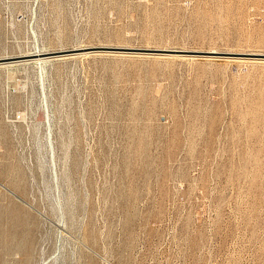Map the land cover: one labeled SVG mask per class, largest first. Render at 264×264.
<instances>
[{"label": "rangeland", "instance_id": "1", "mask_svg": "<svg viewBox=\"0 0 264 264\" xmlns=\"http://www.w3.org/2000/svg\"><path fill=\"white\" fill-rule=\"evenodd\" d=\"M85 47L0 64V264H264V58L198 53L264 0H0V58Z\"/></svg>", "mask_w": 264, "mask_h": 264}, {"label": "water", "instance_id": "2", "mask_svg": "<svg viewBox=\"0 0 264 264\" xmlns=\"http://www.w3.org/2000/svg\"><path fill=\"white\" fill-rule=\"evenodd\" d=\"M103 47H92V48H79L77 50H63V51H52L48 52L45 54H41L38 56H44V57H54V56H63V55H68L77 52H83L84 50H95V49H102ZM110 49L111 51H118V52H123V53H146L148 51H160L165 54H183L186 53L184 50H179V49H163V50H148V49H143V48H106ZM85 51V52H87ZM201 53L202 55L205 56H210V57H237V56H245L249 58H264V53H234V52H221V51H205V52H198ZM35 56H23V57H3L0 58V63H5V62H13V61H18V60H23L26 58H32Z\"/></svg>", "mask_w": 264, "mask_h": 264}, {"label": "bare ground", "instance_id": "3", "mask_svg": "<svg viewBox=\"0 0 264 264\" xmlns=\"http://www.w3.org/2000/svg\"><path fill=\"white\" fill-rule=\"evenodd\" d=\"M41 54L42 53L25 55V56H35V57L26 58V59H23V60H18V61H13V62H5V63H0V64L17 63V62H23V61H32V62H37L39 64V63H44L47 58H52L51 56L50 57L49 56L48 57L38 56V55H41ZM20 57H23V56H20ZM54 57H56V56H54Z\"/></svg>", "mask_w": 264, "mask_h": 264}, {"label": "built area", "instance_id": "4", "mask_svg": "<svg viewBox=\"0 0 264 264\" xmlns=\"http://www.w3.org/2000/svg\"><path fill=\"white\" fill-rule=\"evenodd\" d=\"M21 114H22V113H20V112H18V111H15L14 113H12L11 116H12L13 118L20 119ZM19 152H20V153H18V154L20 155V157H23V159L26 161V158H25V156H24V150H21V149H20ZM23 164H24L26 167H28L29 164L31 165V162L29 163L28 161H26V162H24Z\"/></svg>", "mask_w": 264, "mask_h": 264}]
</instances>
